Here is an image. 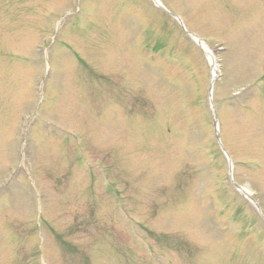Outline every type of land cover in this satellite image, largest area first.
Returning <instances> with one entry per match:
<instances>
[{
  "label": "rangeland",
  "instance_id": "1",
  "mask_svg": "<svg viewBox=\"0 0 264 264\" xmlns=\"http://www.w3.org/2000/svg\"><path fill=\"white\" fill-rule=\"evenodd\" d=\"M160 1L177 41L154 27L164 49L156 54L126 0H0V183L10 166L20 180L0 197V264H264V226L247 231L244 216H255L227 188L231 164L264 217V83L258 105L235 96L262 70L248 46L255 35L264 41V21L224 30L209 10ZM189 34L216 58L212 103L225 155L208 111L211 66ZM27 124L21 168L17 130ZM103 156L111 179L94 171Z\"/></svg>",
  "mask_w": 264,
  "mask_h": 264
},
{
  "label": "bare ground",
  "instance_id": "2",
  "mask_svg": "<svg viewBox=\"0 0 264 264\" xmlns=\"http://www.w3.org/2000/svg\"><path fill=\"white\" fill-rule=\"evenodd\" d=\"M203 49H204V51L206 52V56H207V58H208V59L210 60V62L212 63V62H213V59H212V56L209 54V53H210L209 49H207L204 45H203ZM211 67H212V72H216L214 65H211Z\"/></svg>",
  "mask_w": 264,
  "mask_h": 264
}]
</instances>
